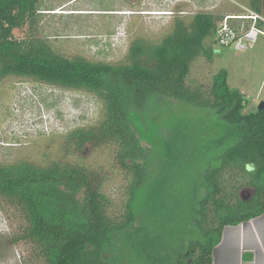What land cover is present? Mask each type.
I'll use <instances>...</instances> for the list:
<instances>
[{
    "label": "trees",
    "instance_id": "1",
    "mask_svg": "<svg viewBox=\"0 0 264 264\" xmlns=\"http://www.w3.org/2000/svg\"><path fill=\"white\" fill-rule=\"evenodd\" d=\"M43 1L0 0V80L26 77L93 93L102 105L101 119L70 131L64 148L77 154L114 144L130 181L125 210L115 216L95 169L62 159L0 164V200L24 219L15 241L31 243L43 264H213L224 227L264 213V107L250 108L244 93L230 86L227 69L214 75L208 96L186 83L197 58L214 57L215 47L206 41L217 33V18L198 13L186 23L178 17L161 41L137 38L126 60L111 63L67 58L40 38V14L50 10ZM250 5L264 12V0ZM258 25L264 29L262 21ZM21 29L27 33L18 38ZM173 99L210 108L218 118L204 182L189 200L172 195L181 186L175 175L167 180L155 161L166 146L178 163L182 139L176 128L167 135L160 131L148 149L137 126L144 113L162 111ZM247 189L253 192L247 195Z\"/></svg>",
    "mask_w": 264,
    "mask_h": 264
},
{
    "label": "rangeland",
    "instance_id": "2",
    "mask_svg": "<svg viewBox=\"0 0 264 264\" xmlns=\"http://www.w3.org/2000/svg\"><path fill=\"white\" fill-rule=\"evenodd\" d=\"M250 1L44 0V8L50 10L40 14L38 36L67 58L83 56L92 61L116 63L126 60L130 45L137 38L161 41L171 32L178 17L190 23L198 13L212 14L217 18L218 30L206 43L215 47L214 57L197 58L186 83L191 88L200 86L208 96L214 75L227 69L230 86L240 89L254 109L264 101V34L245 50H237L234 42L227 45L222 42L230 39L222 31L230 28L242 35L254 24L240 16L253 12L264 18V12H256ZM26 33V29H21L15 36L21 38ZM172 101L162 111L144 113L138 118L137 126L145 134L142 144L148 149L158 143L160 131L166 130L167 135L168 128H176L182 139L178 146L182 150L180 166L174 163L175 152H167L166 146L158 149L155 161L167 180L176 176L181 192L172 195L189 200L195 194L194 188L198 191L204 182L203 173L211 161L212 138L218 132V118L210 108ZM101 117V103L86 90L63 88L26 77H6L0 80V164L28 160L48 165L62 159L95 169L104 178L102 191L110 199L111 213L120 216L128 198L130 175L117 163L116 145L88 146L77 154H68L64 148L70 131L94 125ZM166 172L171 173V178ZM252 192L247 189L244 193ZM179 211L182 212L181 208ZM23 225L19 210L0 200V264H43L35 256L31 243L15 241ZM169 229L168 225L166 230Z\"/></svg>",
    "mask_w": 264,
    "mask_h": 264
},
{
    "label": "crops",
    "instance_id": "3",
    "mask_svg": "<svg viewBox=\"0 0 264 264\" xmlns=\"http://www.w3.org/2000/svg\"><path fill=\"white\" fill-rule=\"evenodd\" d=\"M213 264H264V213L224 227Z\"/></svg>",
    "mask_w": 264,
    "mask_h": 264
},
{
    "label": "built area",
    "instance_id": "4",
    "mask_svg": "<svg viewBox=\"0 0 264 264\" xmlns=\"http://www.w3.org/2000/svg\"><path fill=\"white\" fill-rule=\"evenodd\" d=\"M240 19H246L249 21H253L254 24H252L248 28V30L245 31L242 35L236 34V32L230 28L228 30L222 31L227 35L226 36L227 38H230V39H227L226 41L223 39L222 42L225 45L231 44L232 42H234L235 48L237 50H245L249 47H253L259 35L264 34V29H262L258 25L260 21L264 22V18L259 14L250 12L248 15L240 16Z\"/></svg>",
    "mask_w": 264,
    "mask_h": 264
},
{
    "label": "water",
    "instance_id": "5",
    "mask_svg": "<svg viewBox=\"0 0 264 264\" xmlns=\"http://www.w3.org/2000/svg\"><path fill=\"white\" fill-rule=\"evenodd\" d=\"M264 107V101H262L260 104H259V108L262 109Z\"/></svg>",
    "mask_w": 264,
    "mask_h": 264
}]
</instances>
